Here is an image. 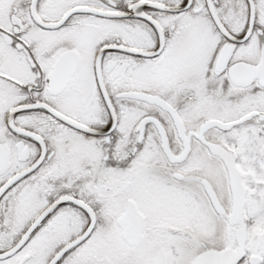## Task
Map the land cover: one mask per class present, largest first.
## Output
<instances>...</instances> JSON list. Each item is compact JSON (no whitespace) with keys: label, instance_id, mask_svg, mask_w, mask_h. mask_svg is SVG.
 Returning <instances> with one entry per match:
<instances>
[{"label":"snow or ice","instance_id":"snow-or-ice-1","mask_svg":"<svg viewBox=\"0 0 264 264\" xmlns=\"http://www.w3.org/2000/svg\"><path fill=\"white\" fill-rule=\"evenodd\" d=\"M0 264H264V0H0Z\"/></svg>","mask_w":264,"mask_h":264}]
</instances>
